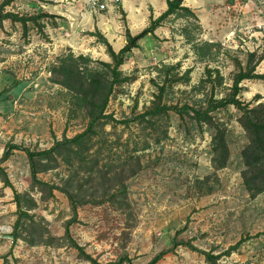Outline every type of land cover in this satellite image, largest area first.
<instances>
[{"label":"rangeland","instance_id":"obj_1","mask_svg":"<svg viewBox=\"0 0 264 264\" xmlns=\"http://www.w3.org/2000/svg\"><path fill=\"white\" fill-rule=\"evenodd\" d=\"M116 1L106 3L111 10L118 6L112 20L125 30L127 20ZM150 1L158 14L163 4L167 6L166 0ZM185 1L196 17L185 11L170 15L154 30L156 35L153 32L148 34L151 38L139 40L121 65L122 73L134 79L116 87L111 95L106 112L113 120L99 126L88 149L72 155L69 164L58 159L50 163L52 168L38 173L54 186L64 185L73 175L84 184L90 200L123 182L127 210L134 217L125 246L118 238L121 216L99 203L79 205L75 221L67 224L73 212L65 194L55 188L46 197L31 189L26 153L13 149L0 163V178L4 173L12 184L11 188L0 180V264H90L64 238L66 225L71 238L100 263L115 262L126 253L132 264H146L163 252L155 264H208L199 251L203 250L218 256L217 264H264V191L251 195L243 183L240 151L248 139L238 122L240 111L227 105L211 113L224 128L229 149L226 166L220 169L212 163L214 129L210 125L174 110L149 120L134 119L151 104L161 85L162 104L204 108L211 97L229 94L233 77L245 67L249 53H256L257 58L264 52V46L256 47V41L239 30L253 23L245 0ZM47 3L51 1L14 0L6 9L24 15L43 8L65 13L75 7L87 9L81 0H60L55 7ZM130 7L137 11L132 17L141 19L133 30L136 34L154 14L144 0H131ZM51 15L38 23L28 22L26 33L19 22L0 23V74L8 73L0 80V89L4 88L0 159L7 145L46 149L55 140L85 129V113L73 111L74 96L49 73L59 56L71 50L111 62L98 36L90 33L97 29L81 32L75 42L76 46L84 44L74 49L65 45V39L74 35L67 19ZM51 25L59 28L53 30ZM233 28L232 40L225 42ZM50 31L60 35L58 47L41 45L54 41ZM256 72H264V59L256 64ZM25 80L34 83L23 90L20 84ZM240 86L238 97L244 103L264 104L263 80L245 79ZM95 162L96 167L91 164ZM105 171L107 175H101ZM13 190L22 194V210L30 216L21 218L14 241L11 231L18 211Z\"/></svg>","mask_w":264,"mask_h":264},{"label":"trees","instance_id":"obj_2","mask_svg":"<svg viewBox=\"0 0 264 264\" xmlns=\"http://www.w3.org/2000/svg\"><path fill=\"white\" fill-rule=\"evenodd\" d=\"M13 1L14 0L0 1V23L5 19H9L11 22H19L23 27V33H26L28 22L38 23L43 17H52L51 14L42 11L37 14L24 15L7 10L6 6L10 5ZM184 1L185 0H166V9L156 17L151 15L148 26L136 34H132L130 30L126 28V42L117 51L113 49L107 38L98 30L90 32L91 35L98 36L99 41L105 46V51L110 57L111 62L92 60L90 57L83 54L75 55L71 50L59 56L57 58V63L51 66L49 72L52 74L55 83L65 88L74 96L73 111L78 109L85 113L88 119L85 129L72 137L63 136L61 139L55 140L53 144L46 149L36 150L22 147L17 144L7 145L0 159V163L5 161L13 149L23 150L26 153L29 164L30 188L38 190L45 194L46 197L52 195L53 189L56 188L67 197L73 212V217L67 224L71 223V221H75L78 206L86 202L92 201L94 203H99L114 211L116 215L121 216L122 227L119 232V236L121 237L118 238L123 239V246H125L130 230L134 226L133 214L131 211L127 210L129 203L125 193L126 187L123 182L120 186L106 191L102 197L96 198L91 196L92 198L90 200L86 198L87 196L83 187L84 184L76 180L73 175L68 176L69 178L66 179L64 185L54 186L40 179L38 173L52 168L53 166L50 163L56 162L58 159L69 164L72 155L76 156L88 149L92 139H94L95 134H97L98 127L104 122H110L111 115L106 112L107 105L116 87L134 79V77L124 75L120 67L127 59L131 50L138 46V41L144 36L152 34L164 20L172 14H177L179 11H185L196 17L191 8L184 4ZM119 9L121 14L126 16L121 6ZM263 59L264 52L257 58L256 53H249L245 67L240 68L233 77V83L229 94L220 98L211 97L206 106L202 109H196L186 104L180 107L162 104L161 100L164 93V86L161 85L158 94L155 95L151 104L135 116L134 119L138 121L149 120L152 117L165 114L168 110H174L177 113L189 115L196 123L210 125L214 129L211 139V152L213 154L212 163L216 169H220L226 166L229 157V149L225 140V130L214 121L211 113L227 105H233L240 111L238 122L245 131L248 139L240 151L242 157L241 175L243 183L251 195L261 193L264 191V104L258 102L256 105L250 106L249 103H244L239 99L238 93L241 89L240 83L245 79H261L264 81V72H256V64ZM92 63H98L100 67H94L91 65ZM91 164L92 166H97V162ZM0 171L2 172V168H0ZM107 173L108 171H105L102 172L101 175L106 176ZM90 175L91 174H89V176ZM114 177H116V175L112 176V178ZM0 180L5 186L12 188V184L6 174L3 173ZM13 193L16 209L18 211L17 218L15 219L11 231V236L14 241L17 237L16 232L20 225L21 218L30 216H28L26 211L22 210V202L20 200L22 194L16 190H13ZM64 238L69 242L70 246L76 248L79 254L90 264H132L131 258L126 253L121 254L119 259L115 262H98L71 238L68 225H66ZM186 245L193 249H197L189 242H187ZM199 251L203 253L205 261L208 264H217L216 259L218 256L212 254V252ZM162 255L163 252L156 254L146 264H155Z\"/></svg>","mask_w":264,"mask_h":264},{"label":"crops","instance_id":"obj_3","mask_svg":"<svg viewBox=\"0 0 264 264\" xmlns=\"http://www.w3.org/2000/svg\"><path fill=\"white\" fill-rule=\"evenodd\" d=\"M51 1V3H47L48 5H51L52 7L57 6V2L60 0H49ZM111 1V0H110ZM124 10L125 14H126V20H127V27L130 32L132 34H134L133 30H137V25L139 23L140 20L133 18L132 17V13L133 11L136 13L137 11L134 10L133 7L131 6V0H118L116 1ZM186 1H184L185 4ZM143 3H141L140 5H142ZM144 4L146 6H149L150 8H152L153 10V16L156 17L158 14L157 11H155L154 7L151 4L150 0H144ZM163 8L161 9V13L166 9L167 6H165L164 4L162 5ZM161 6V7H162ZM43 8V6H41ZM118 7V6H116ZM113 8V10L109 9L108 6L106 9L104 10H87V9H81V7L79 8H72L73 10L70 13H65V12H57V11H53V10H44L43 8V12L46 11L50 14H60L63 17H65L67 19V25L69 27V29L71 28V30H73V36L71 39H65V41H67V43L65 45H68L69 47H72L74 49L79 48L80 46H82L84 43H81L80 45L76 46V42L75 39L79 38L81 32H85V31H94L95 29H97L102 35H104L107 40L110 42V44L112 45L113 49L115 51H117L118 49H120L126 42V36H125V30L122 27H117V25H115L114 21L112 20L114 15L116 14L117 10H115V8ZM188 7H192V6H188ZM115 11V12H113ZM132 11V12H131ZM148 12V10H146V13ZM147 15V14H146ZM229 19V17H228ZM9 19H5L2 21V23H6V21ZM232 20L229 21V23H231ZM201 25L204 27V24L201 20ZM53 25H51L52 27ZM59 27H54L53 26V30L58 29ZM205 28V27H204ZM48 29V28H47ZM67 34L70 36L71 33H69L68 31H66ZM64 32V33H66ZM51 33V38L54 39L53 42H48V43H41V45L44 46H48V44H53V46L58 47L60 44H58V41H60V38L57 34L53 33L52 31H50ZM154 34L156 35L157 33L154 32ZM150 35V34H149ZM85 36V34L83 35ZM82 36V37H83ZM93 37V36H90ZM147 37H149L148 35L144 36L142 39H145ZM59 38V39H58ZM139 43V41H138ZM38 43H35L34 45H37ZM32 45V47L34 46ZM136 48V47H135ZM135 48H133L131 51H133ZM50 51V48L47 49V51ZM7 72H3V74H0V80L1 78L4 80L7 76ZM34 83V80H25L23 81L20 85H23V90L25 88H28L31 86V84ZM1 85V83H0ZM15 86V85H14ZM4 88L0 89V92L3 93Z\"/></svg>","mask_w":264,"mask_h":264},{"label":"built area","instance_id":"obj_4","mask_svg":"<svg viewBox=\"0 0 264 264\" xmlns=\"http://www.w3.org/2000/svg\"><path fill=\"white\" fill-rule=\"evenodd\" d=\"M88 10H104L107 8L106 0H81ZM244 5L251 13L253 23L246 24L239 30L243 29L248 33V38L256 41V47L264 46V0H245ZM235 28H233L225 37V42L232 40ZM50 73V72H49Z\"/></svg>","mask_w":264,"mask_h":264},{"label":"water","instance_id":"obj_5","mask_svg":"<svg viewBox=\"0 0 264 264\" xmlns=\"http://www.w3.org/2000/svg\"><path fill=\"white\" fill-rule=\"evenodd\" d=\"M118 1V0H117Z\"/></svg>","mask_w":264,"mask_h":264}]
</instances>
